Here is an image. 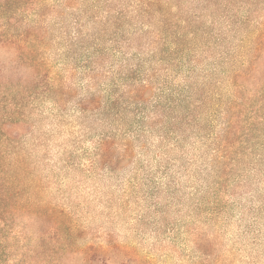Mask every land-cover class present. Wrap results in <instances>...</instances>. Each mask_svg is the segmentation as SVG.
Wrapping results in <instances>:
<instances>
[{
    "label": "trees",
    "instance_id": "1",
    "mask_svg": "<svg viewBox=\"0 0 264 264\" xmlns=\"http://www.w3.org/2000/svg\"><path fill=\"white\" fill-rule=\"evenodd\" d=\"M65 136L73 148L54 151L63 164L81 152L87 173L152 165L154 190H185L205 224L229 212L232 226L246 222L237 240L260 247L264 0H0V264H151L79 242L71 214L46 201L43 164ZM244 163L259 183L239 204ZM191 233L190 264H232L234 245L197 223Z\"/></svg>",
    "mask_w": 264,
    "mask_h": 264
},
{
    "label": "rangeland",
    "instance_id": "2",
    "mask_svg": "<svg viewBox=\"0 0 264 264\" xmlns=\"http://www.w3.org/2000/svg\"><path fill=\"white\" fill-rule=\"evenodd\" d=\"M53 123L52 119H44L39 125L42 130L48 131L53 128ZM70 140L68 136L52 139V154L43 164L49 186L46 201L65 208L71 214L78 229L75 236L79 242L101 245L115 243L134 250L141 259H147L151 264H190L196 255L191 228L197 223L207 233L219 235L223 246L234 245L236 252L231 256L232 264H264V242L254 249L251 244L245 243V239L237 240L245 232L246 222L232 226L229 223L230 213L226 212L220 214L217 222L208 221L205 224L202 217L206 215H192L196 210L192 211L189 206V194L185 190L170 195V191L154 190L150 186V178L155 175L150 171L152 165L125 162L114 171L97 166L87 173L89 161L80 152V164L67 166L56 153L59 150L56 142L62 143L65 150H71L73 146ZM82 146L93 151L90 142ZM44 151L45 148H42V155ZM134 153L137 159L148 160V155L140 149ZM201 164L202 159H199L190 167L191 173ZM242 167L246 170L236 173V178L242 181L236 188L237 196L232 198L233 202L239 204L252 199L251 194L259 183L252 166L244 163ZM186 172L179 171L183 184L187 181ZM173 173L176 175L175 171ZM164 181L169 183L168 179ZM63 259L65 262L77 261L76 257L69 255H63Z\"/></svg>",
    "mask_w": 264,
    "mask_h": 264
}]
</instances>
